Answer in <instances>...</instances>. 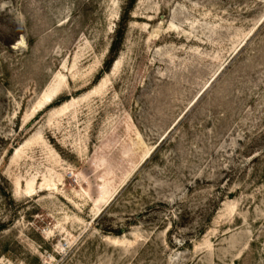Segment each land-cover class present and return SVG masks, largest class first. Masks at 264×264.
I'll return each mask as SVG.
<instances>
[{
  "label": "rangeland",
  "instance_id": "rangeland-1",
  "mask_svg": "<svg viewBox=\"0 0 264 264\" xmlns=\"http://www.w3.org/2000/svg\"><path fill=\"white\" fill-rule=\"evenodd\" d=\"M0 264H264V0H0Z\"/></svg>",
  "mask_w": 264,
  "mask_h": 264
},
{
  "label": "trees",
  "instance_id": "trees-1",
  "mask_svg": "<svg viewBox=\"0 0 264 264\" xmlns=\"http://www.w3.org/2000/svg\"><path fill=\"white\" fill-rule=\"evenodd\" d=\"M122 30H123V27L119 26L118 31H117L118 35H120V36L122 35V32H121ZM114 49H115V44L112 46L111 51H110L111 57H110L109 61L106 63L107 70H109V68L111 67L113 61L115 60L116 56H113V53L115 52ZM106 72L107 71L102 70L100 75L98 76V79H100L102 77V75L104 73H106Z\"/></svg>",
  "mask_w": 264,
  "mask_h": 264
},
{
  "label": "bare ground",
  "instance_id": "bare-ground-1",
  "mask_svg": "<svg viewBox=\"0 0 264 264\" xmlns=\"http://www.w3.org/2000/svg\"><path fill=\"white\" fill-rule=\"evenodd\" d=\"M117 65V64H116ZM50 91V90H49ZM53 91H55L56 92V90L54 89ZM53 92H49V94L48 95H44L43 96V98H42V101H41V103H40V106L42 105V104H47V103H50L51 102V98H52V96H53V94H52ZM43 107V106H42Z\"/></svg>",
  "mask_w": 264,
  "mask_h": 264
}]
</instances>
